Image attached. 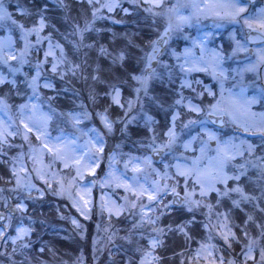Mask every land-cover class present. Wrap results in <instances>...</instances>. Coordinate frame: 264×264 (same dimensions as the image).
Here are the masks:
<instances>
[{
    "label": "snow or ice",
    "instance_id": "1",
    "mask_svg": "<svg viewBox=\"0 0 264 264\" xmlns=\"http://www.w3.org/2000/svg\"><path fill=\"white\" fill-rule=\"evenodd\" d=\"M60 2L62 3L63 0ZM88 2L92 4L93 0H88ZM95 2L99 7L92 13L94 18L102 9L106 8L112 12L120 7L118 0H105L103 4H100V0H95ZM129 2L133 8H142L151 16L153 24L156 23L155 18L157 17L165 22L159 38L151 43V51L146 52L143 57L144 67L141 73L131 76V79L139 85L135 88L137 100H139L141 91L147 95L150 82L158 77L157 69L153 67V64L159 63L157 57L161 45H167L173 34H180L188 42V46L181 54L175 51L172 53L177 61L176 67L182 74L180 88L191 89L196 93L197 98L203 99L204 94L207 93V96L213 99L208 101L207 110H205L199 104H194L192 100H188L185 104L183 92L179 94L180 98L175 101L176 105L183 106L197 117L203 114L204 118H189L183 124L184 129L194 126L199 130L195 136L181 142V133L176 130V121L180 119L181 113L177 110L173 112L171 126L165 133L166 140L157 144L155 136L153 137L148 147L158 155L162 152L171 155L174 161L170 164L165 163L163 171L152 166L150 157H144L143 160L140 157H129L124 162L125 171L119 172L113 167L114 164L119 163L116 155H110L108 157L109 172L101 187L114 184L116 188H122L126 193H130L132 198L123 197L124 205L109 201L102 204V209L106 210L110 217L113 215L120 217L125 211L140 209L139 222L134 224L133 228L150 225L154 235L141 234V238L146 240L147 244L137 248L138 264H159L160 257L155 253L158 248L164 246L163 237L167 233L180 234L186 241H190L192 236L189 228L195 223V213L201 208L208 209L206 215L209 223L204 224V228L209 235L206 241L199 242V248L193 257L195 264H199L201 259L207 264H249V262L257 264L254 252L258 244H261L259 264H264V244L261 243L264 242V223L256 225L260 229L259 240L250 237L247 226L249 222H254L251 215L247 216L245 227L241 229L245 243L240 255L228 261H225L222 255L216 257L217 246L211 243L214 239L211 235L213 227L229 249L234 243H240V240L229 226V217L226 213H217L218 217L223 216V220H218L214 226L211 224L213 205L206 199L215 193L217 205L227 198L231 200L234 207L240 208L241 203L264 198V154L257 156V146L242 138V136L259 137L260 147L264 150V83L256 84L254 80L253 84H256V87L253 89L245 82V73L259 76L260 69L264 68V7H256L255 0H175L174 3L170 0H129ZM16 7L21 17L36 15L39 20L33 27H26L24 23L13 18V14L5 7L4 0H0V27L8 33L4 38H0V66L6 67L8 72L15 76L29 62L27 58L34 47L29 37L35 35L36 44H40L43 39H48L49 43L48 50L44 53V61L36 64L35 75L31 80L25 77L28 88L31 89V95L26 101L16 105L18 123L9 115L13 106L8 103L7 99L0 97V113L8 116V121L0 119V155L6 154L4 151L6 147H14L9 138L15 139L20 136L29 145L27 159H30L34 166L38 165L31 169L35 172L36 178L48 189H52V182H55L58 185V191L54 190V194L57 195H64L67 192L71 197L72 190H74L79 197V201H74V206L87 219L91 205V186L85 184L84 180L88 175H96V169L99 168L104 158L106 141L95 127L87 130L81 127L84 119L89 117L87 112L77 114L58 111L50 102L54 99L53 97L47 98L49 102L47 111H45L39 92L41 87L53 88L52 83L47 80L43 85L39 82L40 69L48 62V57H52L51 72L58 75L60 79H64L69 72L73 76L77 75L81 66L69 62L64 49L59 44L53 46L50 37H41L40 33L46 27L44 13L47 9L45 7L34 5V11L19 3ZM122 11L126 15L131 14L129 9L125 8ZM206 21H211V24L205 23ZM226 25H238L237 31L243 34L242 40L237 39L235 33L231 34L234 43L232 57L250 51H253L256 57L255 60L249 57L248 63L243 68L233 69L234 75L231 76L229 69L224 66L226 57L222 50L209 47L217 30ZM13 29L19 31L20 40L23 42L22 47H18L16 41L13 40L11 35ZM77 31L83 41V33L91 31V27L86 23L84 29H77ZM249 44H259L261 47L250 49ZM54 47L59 49V57L56 56ZM100 51L105 53L106 49L101 47ZM116 59L123 63L125 56L121 53ZM113 62L115 63V60ZM163 67L168 70L167 65ZM96 71L99 72V68ZM193 73L210 74L219 88V99H216L217 94L211 87L204 86L202 90L194 88L193 83L199 85L202 82L189 79ZM169 77L171 78L170 70ZM92 79L99 80L100 77L94 75ZM9 83L15 85L16 81L14 79L9 81L0 73V85ZM110 87L111 92L107 95L110 96L112 104L124 108L120 88L114 84ZM16 94L20 95V92L17 90ZM92 98L95 99V97ZM132 103V101L128 102V110H131ZM256 105H259L260 110H254ZM97 115L107 133H112L114 122L109 119L107 110ZM209 124L218 125V128H210ZM229 124L233 128L232 135H227L222 131ZM124 126L126 128L127 123ZM32 137H35L37 142L35 145L32 143ZM84 137L87 139H83ZM178 145L183 149L179 156L174 154ZM15 159L19 162V168L14 163L11 169L15 178V187L11 191L23 190L29 199H43L45 192L30 179V170L24 162V154L21 153ZM238 160H243V163H238ZM61 166L63 174L52 171L54 167L60 168ZM146 169L150 170L148 174H145ZM129 170L132 172L131 176L127 175ZM250 172L262 181L259 198L246 192L242 186L244 180L252 182ZM149 175H154L155 178L149 180ZM167 181L173 182L167 183ZM91 184H95V181ZM33 191L37 193V197H33ZM167 196L173 199L168 204H164ZM145 200L147 203L144 202ZM161 204L164 205L166 211L161 212L155 218L148 214ZM15 207L21 213L27 212V205L23 202L17 203ZM181 208L193 214V218L178 222L175 227L169 225L167 231L157 226L161 215ZM260 211L264 212V207H261ZM3 219L5 217L0 214V220ZM7 219L10 220L11 216ZM73 224L77 222L73 220ZM9 226L5 225V227ZM31 232L32 229L23 224L16 228V235L10 238L13 253H16L18 248L22 251L29 247L28 240ZM6 235L5 231L0 230V240H5ZM43 251L44 249H41V252ZM129 264L132 262L129 261Z\"/></svg>",
    "mask_w": 264,
    "mask_h": 264
},
{
    "label": "trees",
    "instance_id": "2",
    "mask_svg": "<svg viewBox=\"0 0 264 264\" xmlns=\"http://www.w3.org/2000/svg\"><path fill=\"white\" fill-rule=\"evenodd\" d=\"M71 2L69 1V5ZM17 3L33 11L34 5L45 7L47 9L44 13L46 27L41 33L42 36H48L51 41L58 43L64 49L68 61L81 66L75 76L69 72L64 76V79H60L58 75L54 77L57 81L56 90L63 96L64 107L73 108L75 101L79 100L83 105L85 101L93 116L97 115L96 111L105 113L107 110V115L110 120H114L115 127L112 133H107L104 126L102 127L107 141V153H118L116 150L118 145V149L122 153L143 155L145 150L141 148V145L146 144L150 140L151 133L157 132L162 124H155L154 129L149 132L145 123L134 121V126L128 125V131L119 132L116 120H122L123 111L122 108L112 104L107 93L111 92L110 85H116L121 90V99L124 105L130 100L133 102L132 106L134 105L137 110L141 101L137 100L135 88L138 85L131 79V76L138 75L140 72L144 54L148 51L153 38L164 26L160 17L155 18L156 23L153 24L151 16L144 12V15L139 17L136 9L129 6L127 9H129L130 15L123 13L122 7L110 13L102 10L94 18L92 13L96 5L88 4L85 1H75V5L68 8L67 14L45 0L12 1L7 5L8 11L13 14V18L24 23L28 28L37 24L36 20L39 17L36 15L21 17L16 7ZM60 7L66 8V0ZM57 15L64 16L58 18ZM86 23L90 25L91 31L84 32V39L81 41L77 29H84ZM12 35L16 37V30ZM101 47L106 49L105 53L100 51ZM121 53L125 56L123 63L116 59ZM41 55V51L34 50L30 54L33 61H38ZM97 68H99V72L96 71ZM2 72L10 76L9 73H6L8 72L7 68H3ZM94 75H98L100 79L93 80ZM15 79L17 82L15 87L11 84L0 85V96H4L6 92L13 95L17 93V90L20 92L25 88L27 90V86H22L20 82L18 86V76ZM158 92L168 93L167 89L156 84L151 93ZM92 97L95 99L93 100ZM149 108L150 114L155 117L151 112L152 107L149 106ZM168 114L169 112L166 113L167 116ZM57 202V205H54L53 202L47 200L44 201V205L39 203L35 207L31 206L36 225H33L34 232L28 240L29 247L22 251L18 248L17 252L13 253V246L8 243L4 247L6 249L4 254L0 255V264H65V262L73 260L80 241L75 237V226L70 223L68 218L57 214L55 206L68 214V211H65L62 206V202L60 200ZM67 209L71 210L70 207ZM60 226H64L66 229H58ZM41 249L44 251L41 252Z\"/></svg>",
    "mask_w": 264,
    "mask_h": 264
},
{
    "label": "rangeland",
    "instance_id": "3",
    "mask_svg": "<svg viewBox=\"0 0 264 264\" xmlns=\"http://www.w3.org/2000/svg\"><path fill=\"white\" fill-rule=\"evenodd\" d=\"M12 0H4V2H5V7H7L6 5H7V3H9L10 4V2H11ZM50 1H52V2H58L57 0H50ZM78 1H86V2H88V0H78ZM118 2H119V4H120V7H117V8H122L123 7V9H127L129 6H131V7H133L132 6V4L129 2V0H118ZM170 2H175V0H170ZM89 3V2H88ZM103 3H105V0H100V4H103ZM92 4H95L96 5V8H98L99 7V5L98 4H96V2H95V0H93V3ZM261 4V5H260ZM264 6V0H259V3L256 5V7H263ZM117 8H115V9H117ZM114 9V10H115ZM136 9V11H137V16H139V17H142L143 15H144V11H143V9L142 8H135ZM102 10H106L107 12H109L106 8L105 9H102ZM101 10V11H102ZM100 13V11L99 12H97V14H99ZM123 13H125L124 11H123ZM160 21H161V23L162 24H164V26H165V22H164V20L162 19V18H160ZM205 23H211V21H206ZM238 25H226L224 28H226V29H229L230 28V32H229V35H228V37H227V39L228 40H230V41H227V43H231V44H229V47L226 49V52L230 55L231 53H232V48L234 47V43H233V41H232V39H231V34L232 33H235L236 34V38L238 39V33L240 34L241 32H239V31H237V29H238ZM13 31H14V29H13ZM13 31H12V33H13ZM222 31H223V28H221V29H218L217 30V34L218 33H222ZM12 33H11V35H12ZM8 35V33L2 28V27H0V38H4L5 36H7ZM40 35H41V33H40ZM41 37H43L42 35H41ZM12 38H13V40L14 41H16V43H17V45H18V47H22L23 46V42L20 40V33H19V31L18 30H16V37H13L12 36ZM241 38L243 39V36H242V33H241ZM29 39H30V41H31V43L34 45V47H33V50L34 51H43V55H44V53L48 50V43H49V41H48V39H43L42 40V42L40 43V44H36V37H35V35H33V36H31V37H29ZM241 39V40H242ZM222 40V38L220 39V41ZM51 43L53 44V42L51 41ZM222 43V41L221 42H219L218 44H221ZM56 44H53V46H55ZM188 46V42L187 41H185L183 38H182V36L180 35V34H173V36H172V39L169 41V43L167 44V47H166V51H165V58L162 60V59H159V63H158V65H157V67H156V69H157V73H158V77H155V78H153L152 79V81H151V85H150V90H149V92H147V95H145V93L144 92H142L141 93V97L144 95L145 96V98H144V101H146V100H148V102H150V103H152V102H155V96H153V94L151 93L152 92V90H154V85H155V83L157 82V84H158V81H160L161 80V77H163V74L167 71L164 67H163V65H167L168 66V68L169 69H171V66L174 64V66H176L177 65V61H176V59H175V57L172 55V53H173V51H175L177 54H181L182 52H183V50H184V48L185 47H187ZM221 46V45H220ZM209 47H211V48H217V49H220L219 48V46L214 42V40L212 41V43H210V45H209ZM53 50H54V52L56 53V56L57 57H59V55H60V51H59V49L58 48H53ZM149 51H151V45L148 47V51L147 52H149ZM242 54H246V53H239V54H237L236 56H238V55H242ZM145 55V54H144ZM235 56V57H236ZM51 57V56H50ZM144 57V56H143ZM230 57H232V56H230ZM251 57V59L253 58V60H255L256 59V57H255V54H254V52H253V55L252 56H250ZM52 58V57H51ZM249 58V57H248ZM248 58H247V60H248ZM172 62H173V64H172ZM246 63H248V61H246V59L244 60H241V68H243V66L246 64ZM142 68L140 69V72L138 73V75L141 73V71H142V69H143V67H144V59L142 60ZM239 69V68H238ZM263 70V74H264V68L262 69ZM0 73H2L5 77H6V75L3 73V72H0ZM6 73H9V72H6ZM10 74V73H9ZM247 74H253V73H245V75H247ZM18 75H21V73L20 72H18V73H16V75L15 76H18ZM202 75H204V76H206L207 78H210V80H211V82L208 84V83H205L204 82V80L202 79ZM254 75V74H253ZM15 76H13V75H11L10 74V77L9 78H7L9 81H11V80H13L14 79V77ZM178 79H179V81H178V83H174V89H175V91H177L179 94L182 92V89L180 88V82H181V79H182V74H179V77H178ZM189 79H192L193 81H195V80H200L202 83L201 84H199V85H197V84H195V83H193V87L194 88H196L197 90H202L203 89V87L204 86H208V87H211L212 89H213V91L214 92H216V94H217V92H218V94L216 95V99H219V88H218V86H217V84H216V82L212 79V77H211V75L210 74H207V73H193L192 74V76L191 77H189ZM15 80V79H14ZM263 82H264V78H263V80H262ZM214 83V87H212L211 85ZM255 86H256V84H255ZM138 87H139V85H138ZM185 89H188L189 91H192L191 89H189V88H185ZM136 93V92H135ZM6 96H9L10 94L7 92L6 94H5ZM31 95V94H30ZM41 95H42V98L44 97V94L43 93H41ZM195 95H196V93H195ZM46 96V95H45ZM77 96L79 97V95L77 94ZM187 97H185V100H184V103L186 104L187 103V101L188 100H192V97H191V95H186ZM204 96H207V93H205L204 94ZM140 97V98H141ZM180 97L178 96V98L177 99H179ZM207 98H209L208 99V101L209 100H212L213 98H211V97H208L207 96ZM74 100H75V97H74ZM44 101H46L47 103H48V101L47 100H44ZM78 101V102H77ZM130 101V100H129ZM192 102H193V100H192ZM214 102V101H213ZM22 103V102H21ZM193 103H195V102H193ZM144 104L145 103H143V106H144ZM157 104V103H156ZM207 104H208V102H206V106H207ZM16 105H18V104H16ZM16 105L14 106V107H12V109H11V112H9V115L12 117V119L14 120V121H17L18 120V110H17V108H16ZM177 106H181V105H177ZM80 107V108H79ZM183 107V106H182ZM257 107H258V109H254V110H260V108H259V105H257ZM74 108V110H81V113H83V112H87L88 114H89V117L88 118H85L84 119V122H83V124L81 125V127L82 128H84L85 130H87V129H89V128H93V127H95V128H101L102 127V123H101V121H100V119H99V116H93L90 112V110L88 109V106H87V104H84V106L82 107V103L81 102H79V100H76L75 101V107H73ZM184 108V107H183ZM143 109H144V107L142 108V110L140 111L139 109H137V110H135V111H133L132 109L131 110H128L127 108H122V111H123V121H122V127H124V125H125V123H127V125H131V123L136 119V118H138L139 116H141L142 114H143ZM185 109V111H187V109L186 108H184ZM44 110L45 111H47V105L46 106H44ZM179 111V110H178ZM69 112V111H68ZM73 112V111H72ZM73 113H75V111L73 112ZM96 113H98V111H96ZM12 114H16L15 116H12ZM190 114H192V113H190ZM203 115V114H202ZM189 117H191V116H189ZM188 117V118H189ZM201 117V116H200ZM194 118V117H193ZM0 119H3V120H5V121H8V116H5V115H3L2 113H0ZM187 119V118H186ZM113 122H114V120H112ZM181 125V124H180ZM182 126H183V124H182ZM178 129V126L176 125V130ZM197 129V128H196ZM167 128L165 129V132H167ZM199 130V129H198ZM197 130V131H198ZM178 133H181V136H180V140H181V142H183V141H186L185 139H182V134H183V129H181V132H178ZM196 134H194L193 136H195ZM17 137H20V136H17ZM10 139V142L12 143V138H9ZM83 139H87V137H84ZM21 140H22V138H21ZM82 142H83V140H82ZM33 143V142H32ZM37 142L35 141L33 144L35 145ZM157 144H160V143H163V142H156ZM23 145H26V149L28 150V152H29V145L27 144V143H25L23 140L21 141V148H23L22 146ZM117 147V149L119 148L118 147V145L116 146ZM141 148H143L144 150H145V152L147 151V149H148V152L147 153H144L143 155L142 154H140V155H137L138 157H140L141 158V160H143V158L144 157H149V152H150V150H151V148L150 147H148V145H145V144H143V145H141ZM183 152V149H182V147H181V149H180V151H179V154L178 155H180L181 153ZM106 148H105V152H104V158H106L105 160H104V158L101 160V162H100V166H99V168H97L96 169V173H97V176H91V175H88V176H86L85 177V180H84V183L85 184H89L90 186H91V205H90V211H91V209H92V207H93V205H94V203H97L98 204V208L100 209V210H98V211H95V216H94V218H93V221H92V223H93V232H94V235H93V237H92V242H93V244H94V241L96 240V236H99V237H103L102 239L104 240V242H101L100 243V245H99V247L100 248H103L104 246H106V244H107V241L105 242V240H106V238H107V240H108V243L109 244H113L112 246H111V250H113L115 253H117L118 252V254H119V251L118 250H122V249H130L132 252H135L134 250H137V248L138 247H140V245L138 244H136V242L138 241V240H140L141 239V237H140V235H138V234H136L134 231H135V229H139L138 227H136V228H133V225L134 224H137L138 222H139V219H140V209L139 208H136V209H134V210H128V211H130L131 213H130V215L128 216V218L130 219V221L132 222V230H130V235H129V237H126L127 239L125 240L127 243L129 242V241H132L131 239L134 237L135 239H136V241H132L130 244H129V246H127V245H124V246H120L121 244L119 243V242H116V235H115V238L112 236V235H108V233H107V231L106 230H108V228H106V227H100V226H98V224H97V222L100 220V219H105V215L107 216L108 215V218H110V216H109V214H108V212L106 211V210H103L102 209V204H105V203H107V202H109V201H113V202H115L116 204H118V205H124L125 204V201H124V199H123V197H125V196H128L130 199L132 198L131 197V195H130V193H126L122 188H116L115 186H114V184H112V185H108V186H104V187H101V184H102V182L105 180V178H106V175H107V173L109 172V162H108V157L110 156L109 154H107V157L105 156L106 154ZM174 154H175V150H174ZM20 155V154H19ZM18 155V156H19ZM176 155V154H175ZM188 155H191V153H188ZM129 157H135V155H133V154H131L130 156H128V153L127 152H124V153H122V152H120V153H118L117 154V160L119 161V163H117V164H114L113 165V167L115 168V169H117L119 172H124L125 171V169H124V162L125 161H127L128 159H129ZM29 160V159H28ZM104 160V161H103ZM16 164V167L17 168H19V162H17L16 161V159L14 160V162H13V164ZM30 163H32V161H30ZM29 163V164H30ZM165 163H174V161L172 160V156L171 155H168V154H166V153H164L163 154V156L161 157V159H160V165L159 166H156V165H154V163H153V161H152V166L154 167V168H157V169H159L160 171H163V166H164V164ZM13 164H12V167H13ZM28 164V165H29ZM33 167H38V165H33V163H32V169H33ZM61 169H62V166L60 167V168H57V167H54L53 169H52V171H54V172H57V173H59V174H63L62 173V171H61ZM30 170V169H29ZM170 171H174V169H170ZM150 172V170H148V169H146V171H145V174H148ZM74 174V173H73ZM21 175H23V173H21ZM127 175H129V176H131L132 175V172L129 170L128 172H127ZM14 178V177H13ZM148 178H149V180H151V179H153V178H155L154 177V175H152V177H151V175H149L148 176ZM30 179L32 180V182L34 183V184H36V186L38 187V185H37V182H41L39 179H37L36 178V176H35V172H30ZM92 181H95V184H91V182ZM173 181H167V183H172ZM42 183V182H41ZM52 186L55 188V190H57L58 191V185L55 183V182H52ZM15 187V178H14V180H13V183L12 184H9L8 186H7V189L9 190V191H0L1 192V197H0V207L2 206V207H5V194L7 193V194H9V195H11L12 197H13V205H14V207L16 206V204L17 203H19V202H23L24 204H26V205H28V203H32V202H34V200L36 199H29L28 197H27V195L23 192V190H20V191H16V192H14V191H11V189L12 188H14ZM39 188V187H38ZM94 190H96V191H94ZM110 190V191H109ZM49 192V196H51V194L52 195H54L55 197H58V198H61V199H64L66 202H67V204L72 208V210L74 211V214L75 213H77L80 217H81V219H83V220H87V219H84L85 217L81 214V212L80 211H78L77 210V207L76 206H74V201H79V197L76 195V193H75V191L74 190H72V195H71V197L68 195V193L66 192L64 195H57V194H54V191H48ZM118 193H120L121 195H122V197H118ZM182 195H183V193H181ZM33 197H37V193L35 192V191H33ZM111 195H113L114 196V198L113 197H111ZM116 195H117V197H118V199H117V197H116ZM10 196V197H11ZM168 197L169 196H167L165 199H164V204H168L170 201H169V199H168ZM170 198V197H169ZM197 198H199V197H197ZM228 201H229V204H230V206H232L233 207V204H232V202H231V200L230 199H228ZM51 202H53L54 204H57L58 202L56 201V200H52ZM66 202H65V204H66ZM145 203H147V201L145 200L144 201ZM64 204V206H63V208L65 209V211H68V214L66 213V212H64L63 211V213H65V214H67V218H68V220L70 221V223H73V220H75L76 222H77V224H74V225H80V221L75 217H73V215L72 214H69L70 212H71V210H68L67 209V206ZM221 204V206H224L223 205V202H221L220 203ZM161 205H163V204H161ZM161 205H158V206H156V208H155V210H153V211H150L148 214L149 215H151L153 218H155L157 215H159L161 212L159 211V209H161ZM164 206V205H163ZM162 206V207H163ZM253 206H254V203L252 202V204H251V206H249L248 207V209H252L253 208ZM97 207V206H96ZM1 209V208H0ZM15 210H16V207H15ZM76 211V212H75ZM128 211H125L124 213H126V212H128ZM185 211V210H184ZM207 211V210H206ZM59 213V209H57V214ZM90 213V212H89ZM217 213H224V212H222V211H219V212H212V220H211V224L214 226L217 222H218V220L219 221H222L223 220V216H217ZM249 214L247 213L246 215H245V219H244V224H245V221L247 220V216H248ZM17 216V218H15ZM60 216H62V214H60ZM78 216V217H79ZM205 216V215H204ZM79 217V218H80ZM111 217H116L115 215H113V216H111ZM161 217V216H160ZM14 218L16 219L15 221H14V219L12 218V220L7 224V225H10L9 226V228L10 229H13L14 227H15V225L16 224H14V222L15 223H18V222H20L23 218H24V213H21V212H19L18 210H17V214L14 216ZM97 221V222H96ZM18 226H20V224H17ZM24 226H26V225H24ZM150 226V225H149ZM229 226H230V224H229ZM140 227V226H139ZM16 228H17V226H16ZM150 228H151V226H150ZM202 228H203V226H202ZM1 230V229H0ZM82 231L80 230L79 231V234L81 233ZM216 233V230H215V228L213 227V231H212V234L213 233ZM258 232L260 233V229H258ZM15 235H16V230H15ZM199 248V242L197 243V245L195 246V247H193V249H192V251H193V253L195 254L196 253V251H197V249ZM195 256V255H194ZM182 259H183V257H182ZM132 260H133V258H132ZM137 260V261H136ZM165 260V261H164ZM135 261V264H138V261H139V259H135L134 260ZM169 261V262H168ZM194 260H193V257H187V262L189 263V264H191L192 262H193ZM201 261V263L202 264H207V262L205 261V260H203V259H201L200 260ZM84 262H83V260H79V264H83ZM127 263H128V261H127ZM259 263V262H258ZM68 264H75V260L73 261V263H68ZM104 264H108V263H104ZM159 264H173L172 262H170V260H168V259H160L159 260Z\"/></svg>",
    "mask_w": 264,
    "mask_h": 264
},
{
    "label": "water",
    "instance_id": "4",
    "mask_svg": "<svg viewBox=\"0 0 264 264\" xmlns=\"http://www.w3.org/2000/svg\"><path fill=\"white\" fill-rule=\"evenodd\" d=\"M164 48H165V45H161V50H160L158 56L162 53V51H163ZM153 65H155V63H154ZM160 154H161V153H160ZM160 154L158 155V154H156V153H154V152L152 151L151 156H152L154 159H157V158L160 156Z\"/></svg>",
    "mask_w": 264,
    "mask_h": 264
}]
</instances>
